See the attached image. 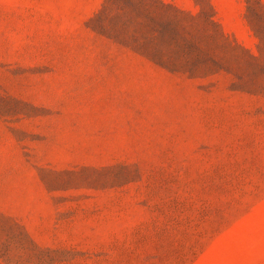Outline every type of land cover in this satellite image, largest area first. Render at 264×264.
<instances>
[{
	"label": "rangeland",
	"instance_id": "1",
	"mask_svg": "<svg viewBox=\"0 0 264 264\" xmlns=\"http://www.w3.org/2000/svg\"><path fill=\"white\" fill-rule=\"evenodd\" d=\"M0 264H264V0H0Z\"/></svg>",
	"mask_w": 264,
	"mask_h": 264
}]
</instances>
